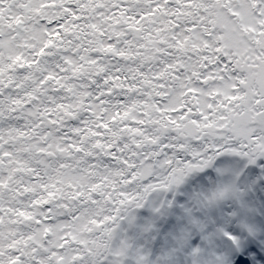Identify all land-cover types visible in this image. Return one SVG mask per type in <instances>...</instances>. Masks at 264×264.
<instances>
[{
    "label": "snow or ice",
    "instance_id": "6c2138e0",
    "mask_svg": "<svg viewBox=\"0 0 264 264\" xmlns=\"http://www.w3.org/2000/svg\"><path fill=\"white\" fill-rule=\"evenodd\" d=\"M0 264H264V0H0Z\"/></svg>",
    "mask_w": 264,
    "mask_h": 264
}]
</instances>
